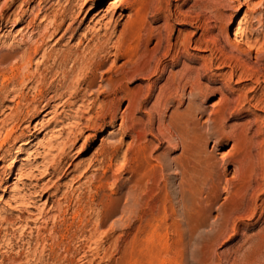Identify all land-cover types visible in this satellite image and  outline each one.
Instances as JSON below:
<instances>
[{"label": "rangeland", "instance_id": "rangeland-1", "mask_svg": "<svg viewBox=\"0 0 264 264\" xmlns=\"http://www.w3.org/2000/svg\"><path fill=\"white\" fill-rule=\"evenodd\" d=\"M1 27L0 264H264V0H0Z\"/></svg>", "mask_w": 264, "mask_h": 264}, {"label": "bare ground", "instance_id": "bare-ground-1", "mask_svg": "<svg viewBox=\"0 0 264 264\" xmlns=\"http://www.w3.org/2000/svg\"><path fill=\"white\" fill-rule=\"evenodd\" d=\"M119 7H120V6H119ZM119 7H118V8H119ZM30 24H31V23H29L28 27H30ZM62 26H63V25H56V26H55V24H54V32H53V33L59 31V30L61 29ZM258 29H259V28H258ZM255 30H256V29H255ZM255 30H254V32H255ZM2 31H3V27L0 28V33H1ZM254 32H253V33H254ZM46 34H47V33H46ZM46 34H45V35H46ZM161 38H162V37H161ZM169 39H170V38H169ZM160 40H161V39H160ZM165 40H166V39H165ZM42 41H43V40H42ZM160 42H161V41H160ZM42 44H44V41L42 42ZM159 44H160V43H159ZM249 44H250V43H249ZM39 46H40V45H39ZM160 47H161V46H160ZM165 48H166V47H165ZM40 49H41V47H36L35 50H34V54H36ZM169 50H170V49H169ZM162 51H163V50H162ZM166 51H168V50H166ZM257 51H258V50H257ZM163 52H164V51H163ZM168 52H169V51H168ZM168 52H167V53H168ZM27 53L32 54V53H30V52H25V53L21 56V62H20L21 64L18 65V68H22V67H23V68H28L29 65L31 64L32 60H25V57L27 56ZM66 54H67V52H65L62 56L64 57V56H66ZM148 55H149V54H148ZM161 55H162V54H161ZM62 56H61V57H62ZM147 57H148V56H147ZM154 57H155V56H154ZM158 57L161 58V56H158ZM158 57H157V58H158ZM162 57H163V55H162ZM145 58H146V56H145ZM151 58H152V57H151ZM159 58H158V59H159ZM164 58H165V56H164ZM164 58H162V60H163ZM44 59H45V56H44ZM154 59H155V58H154ZM177 60H178V59H177ZM258 60H260V59H257V63L259 62ZM158 61H159V60H158ZM173 61H174V60H173ZM180 61H181V60H180ZM261 61H264V59H262ZM146 62H147L148 64H153L154 61L151 60V59H150V60L148 59ZM170 62H172V61H170ZM179 63H180L179 60H178V61H174V62H172V66H173V67H176V66L179 65ZM262 63H263V62H262ZM155 64H156V63H155ZM155 64H153V65H155ZM258 65H260V64H258ZM155 66H156V65H155ZM262 66H263V65H262ZM148 67H149V66H148ZM236 67H237V66H236ZM41 68H42V64H41V65H38L37 68H36V69H37V72H38V70L41 69ZM237 68H238V67H237ZM234 69H235V68H234ZM234 69H233V70H234ZM258 69H259V68H258ZM262 69H263V68H262ZM237 71H238V70H237ZM35 73H36V72H33L32 75H28V76H26V77H28L29 79H30V78H33V77L35 76ZM245 73H246V72H245ZM243 74H244V73H243ZM241 75H242V73L239 75V76H240L239 78H241ZM244 75H245V74H244ZM247 75H248V74L246 73V76H247ZM249 75H251V74H249ZM252 75H254L253 72H252ZM252 75H251V76H252ZM255 75H258V74H255ZM255 75H254V76H255ZM187 76H188V75H187ZM251 76H250V77H251ZM250 77H249V79H250ZM182 78H183V77H182ZM184 78H185V76H184ZM252 79H253V76H252ZM30 80H32V79H30ZM259 80H260V79H258V81H259ZM22 81H23V80H22ZM22 81H21V82H22ZM191 84H192V83H191ZM193 87H194V85H193ZM60 95H61V94H59V93L57 92V93L53 96L52 99H55V98H57V97H60ZM14 100H15V99H14ZM2 101H3V98L0 97V103H2ZM52 102H53L52 100H48V102L44 105V107H45V108H49V107H53V108H55V107L58 105V104H57V105H52ZM64 104H67V102H65ZM47 111H48V110H47ZM49 113H50V112H49ZM46 114H47V113H46ZM6 122H7V121H6ZM62 122H63V121H62ZM3 123H4V122H3ZM50 146H51V145H49L48 147H50ZM66 147H67V145H66L64 148H66ZM62 150H63V149H62ZM46 151H47V150H46ZM80 152H81V150H80ZM61 153H62V155H61L62 157H61V158L59 157V158H60V159H64V158H65L66 150L64 149ZM50 154H51V153H50ZM58 156H59V155H58ZM59 162H60V160H59ZM54 166H55V165H54ZM58 166H59V165H58ZM58 166H57V167H52V168H53V172H54V173L52 174V176H53L54 174L57 173L58 168H59ZM51 173H52V172H51ZM48 174H49V173H48ZM49 175H51V174H49ZM54 188H55V187H54ZM43 189H44V188H43ZM36 194H37V193H36ZM36 194H35V195H36ZM53 194H54V193H53ZM19 196H20V195H19ZM21 196H23V195L21 194ZM50 197H51V196H50ZM21 198H22V200H23V197H21ZM99 217H100V215H99ZM101 224H102V223H101ZM84 253H85V252H84ZM51 258H52V257H51ZM86 258H87V254H85V255L83 256V259H86ZM83 259H82V260H83ZM116 259H117V258H116ZM83 261H84V260H83ZM84 262H85V261H84Z\"/></svg>", "mask_w": 264, "mask_h": 264}]
</instances>
